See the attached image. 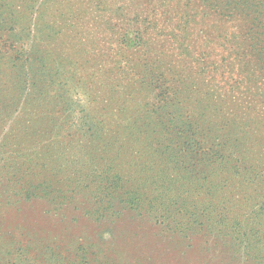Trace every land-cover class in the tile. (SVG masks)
<instances>
[{
	"label": "trees",
	"instance_id": "obj_1",
	"mask_svg": "<svg viewBox=\"0 0 264 264\" xmlns=\"http://www.w3.org/2000/svg\"><path fill=\"white\" fill-rule=\"evenodd\" d=\"M50 2L0 0L10 34L0 35V114L13 121L0 143L2 193L53 204L45 159L59 152L57 204L264 264V117L246 116L230 87L207 79L202 54L174 69L141 36L50 35Z\"/></svg>",
	"mask_w": 264,
	"mask_h": 264
},
{
	"label": "rangeland",
	"instance_id": "obj_2",
	"mask_svg": "<svg viewBox=\"0 0 264 264\" xmlns=\"http://www.w3.org/2000/svg\"><path fill=\"white\" fill-rule=\"evenodd\" d=\"M57 2L45 11L48 28L43 29H51L50 35L54 28L53 33L64 39L141 36L154 42L155 53L166 55V65H175L174 69L178 64L195 67L194 53L202 54L205 64L211 62L204 68L207 79L230 87L229 95L246 116L264 117V0ZM23 7L17 3L10 9L18 12ZM31 21L32 14L21 19L17 26L21 35L29 32ZM0 115L1 143L10 136L13 121ZM59 155L52 152L45 159L50 185L46 191L53 204L39 198L14 203L7 199L8 193H2L6 182L0 179V264H247L219 256L210 244L206 249L207 243L200 238L188 246L178 238L156 235L158 231L152 229L145 237L141 229L128 226L126 215L112 224H99L71 204H57L65 196L61 180L66 160L62 157L59 164Z\"/></svg>",
	"mask_w": 264,
	"mask_h": 264
}]
</instances>
